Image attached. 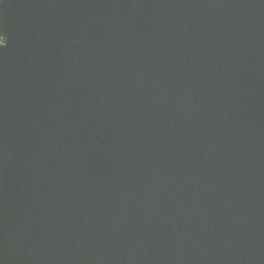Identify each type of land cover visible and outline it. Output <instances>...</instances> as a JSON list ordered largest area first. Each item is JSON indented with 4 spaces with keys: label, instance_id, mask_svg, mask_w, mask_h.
<instances>
[{
    "label": "water",
    "instance_id": "1",
    "mask_svg": "<svg viewBox=\"0 0 264 264\" xmlns=\"http://www.w3.org/2000/svg\"><path fill=\"white\" fill-rule=\"evenodd\" d=\"M0 264H264V0H0Z\"/></svg>",
    "mask_w": 264,
    "mask_h": 264
},
{
    "label": "snow or ice",
    "instance_id": "2",
    "mask_svg": "<svg viewBox=\"0 0 264 264\" xmlns=\"http://www.w3.org/2000/svg\"><path fill=\"white\" fill-rule=\"evenodd\" d=\"M5 45V39L2 35H0V47H3Z\"/></svg>",
    "mask_w": 264,
    "mask_h": 264
}]
</instances>
